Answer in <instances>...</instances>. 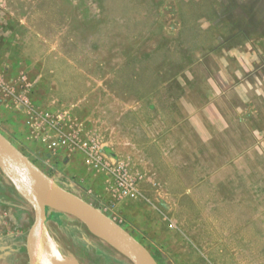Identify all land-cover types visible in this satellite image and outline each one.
Segmentation results:
<instances>
[{
	"label": "rangeland",
	"instance_id": "374dc122",
	"mask_svg": "<svg viewBox=\"0 0 264 264\" xmlns=\"http://www.w3.org/2000/svg\"><path fill=\"white\" fill-rule=\"evenodd\" d=\"M0 132L158 264H264V0H0ZM6 235L0 264H30ZM49 240L133 264L52 209Z\"/></svg>",
	"mask_w": 264,
	"mask_h": 264
},
{
	"label": "water",
	"instance_id": "95a60500",
	"mask_svg": "<svg viewBox=\"0 0 264 264\" xmlns=\"http://www.w3.org/2000/svg\"><path fill=\"white\" fill-rule=\"evenodd\" d=\"M0 168L17 190L31 201L35 210V223L27 243L31 264H38V238L47 221L48 209L79 219L133 264H158L150 251L121 225L80 196L60 186L1 132Z\"/></svg>",
	"mask_w": 264,
	"mask_h": 264
},
{
	"label": "crops",
	"instance_id": "0c3cea01",
	"mask_svg": "<svg viewBox=\"0 0 264 264\" xmlns=\"http://www.w3.org/2000/svg\"><path fill=\"white\" fill-rule=\"evenodd\" d=\"M17 191L14 183L10 184L9 176L0 168V234L11 235L16 232L23 235V233L28 231L29 235L35 223V210L33 206H31L32 204H27L25 200L21 198L23 197L21 196L23 194ZM10 197L15 198L12 201L9 199ZM33 215L34 223H32ZM14 229H16V231H14ZM37 250H39V245L37 246ZM38 256L39 255L37 254L36 260L38 259ZM41 256L40 248V257Z\"/></svg>",
	"mask_w": 264,
	"mask_h": 264
},
{
	"label": "built area",
	"instance_id": "2783aa9c",
	"mask_svg": "<svg viewBox=\"0 0 264 264\" xmlns=\"http://www.w3.org/2000/svg\"><path fill=\"white\" fill-rule=\"evenodd\" d=\"M66 138L67 137H63V138L60 137V139L58 140H55V141L52 140V142H49L50 148L66 146L68 144V140ZM79 147L86 154L87 156L86 159H87L88 164L93 165L96 168H99L100 166H102L103 162H102L99 146L95 144V142L84 141L79 144ZM118 175H119L118 177H119L121 186L128 185L132 187V185L128 182L129 180L126 179L127 177L125 174H121L120 172H118Z\"/></svg>",
	"mask_w": 264,
	"mask_h": 264
},
{
	"label": "bare ground",
	"instance_id": "6f19581e",
	"mask_svg": "<svg viewBox=\"0 0 264 264\" xmlns=\"http://www.w3.org/2000/svg\"><path fill=\"white\" fill-rule=\"evenodd\" d=\"M53 241L49 240L44 244L42 243V246H40L39 250H37V254L39 255L37 259L38 264H78L77 261L72 256H70L71 254L69 256L62 254L61 250ZM40 248L42 255L41 257ZM41 260L43 261V263L41 262Z\"/></svg>",
	"mask_w": 264,
	"mask_h": 264
}]
</instances>
